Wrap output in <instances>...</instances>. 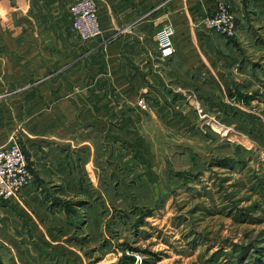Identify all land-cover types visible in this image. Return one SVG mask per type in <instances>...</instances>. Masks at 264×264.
Wrapping results in <instances>:
<instances>
[{
  "label": "crops",
  "instance_id": "crops-1",
  "mask_svg": "<svg viewBox=\"0 0 264 264\" xmlns=\"http://www.w3.org/2000/svg\"><path fill=\"white\" fill-rule=\"evenodd\" d=\"M73 1L0 0V147L15 133L31 172L0 200V264H82V243L96 242L85 238H102V203L113 209L108 189L125 178L120 142L142 147L134 133L156 125L197 129V101L177 87L218 105L250 84L264 102V0H95L101 34L85 42L67 28ZM220 2L233 38L202 23ZM168 18L175 53L163 60L155 34Z\"/></svg>",
  "mask_w": 264,
  "mask_h": 264
},
{
  "label": "rangeland",
  "instance_id": "rangeland-1",
  "mask_svg": "<svg viewBox=\"0 0 264 264\" xmlns=\"http://www.w3.org/2000/svg\"><path fill=\"white\" fill-rule=\"evenodd\" d=\"M71 34L85 42L101 28L88 40ZM176 90L197 101V129L156 125L134 133L142 147L120 142L125 178L108 189L113 209L102 203V238H85L96 242L82 243V264H264V102L250 84L218 105L201 87Z\"/></svg>",
  "mask_w": 264,
  "mask_h": 264
},
{
  "label": "built area",
  "instance_id": "built-area-1",
  "mask_svg": "<svg viewBox=\"0 0 264 264\" xmlns=\"http://www.w3.org/2000/svg\"><path fill=\"white\" fill-rule=\"evenodd\" d=\"M70 30L81 40H88L100 34V24L95 0H77L70 7ZM204 26L225 38H233L237 24L229 6L218 3L211 14L205 17ZM175 29L172 23H165L157 32L158 55L166 60L175 53ZM141 108H146L143 99L138 100ZM31 179L25 154L18 140L12 135L9 143L0 148V200H7L19 194Z\"/></svg>",
  "mask_w": 264,
  "mask_h": 264
}]
</instances>
